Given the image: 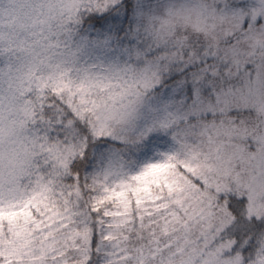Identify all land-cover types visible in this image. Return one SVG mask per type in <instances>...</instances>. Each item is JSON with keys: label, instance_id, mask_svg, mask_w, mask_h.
<instances>
[{"label": "snow or ice", "instance_id": "6c2138e0", "mask_svg": "<svg viewBox=\"0 0 264 264\" xmlns=\"http://www.w3.org/2000/svg\"><path fill=\"white\" fill-rule=\"evenodd\" d=\"M143 14L0 0V264H252L264 211L222 187L214 139L232 70L199 35L149 40ZM86 33L107 63L79 58Z\"/></svg>", "mask_w": 264, "mask_h": 264}, {"label": "clouds", "instance_id": "9594fccd", "mask_svg": "<svg viewBox=\"0 0 264 264\" xmlns=\"http://www.w3.org/2000/svg\"><path fill=\"white\" fill-rule=\"evenodd\" d=\"M141 23L149 40L199 35L231 68L220 91L226 109L217 126L226 169L258 202L264 197V0H143ZM244 22H247L245 25ZM217 107L215 99L211 101ZM211 126V125H210ZM5 145V178L8 174ZM252 264H264V243Z\"/></svg>", "mask_w": 264, "mask_h": 264}, {"label": "trees", "instance_id": "16d2710c", "mask_svg": "<svg viewBox=\"0 0 264 264\" xmlns=\"http://www.w3.org/2000/svg\"><path fill=\"white\" fill-rule=\"evenodd\" d=\"M139 3L141 4L142 8L144 7L143 0H139ZM77 43L81 45V52L79 53V58L83 55V58L86 57L85 59H88L87 53L89 49L96 50L97 54L95 58L101 57L102 60L105 59L103 56V53L105 51H110L109 47V38L108 37H99V36H90L87 33L84 34L83 36H79L77 39ZM101 49V53L99 50ZM91 59V58H90ZM154 111V109L150 108V112ZM155 119V117H152ZM120 149L118 147H113V153H118ZM220 176L223 177V180L221 181L222 187L228 190H232L239 193H243L245 196L250 197L249 200V205H250V210L255 212V211H264V203L259 202L255 206L252 207V198L251 194L248 190L242 189L239 184L237 183L236 180L232 178L230 173L223 168V170L219 173ZM264 243V236L258 238L257 242V249L259 245ZM254 256V255H253ZM223 259L227 260L228 264H235L236 262V256L235 254L232 257H224Z\"/></svg>", "mask_w": 264, "mask_h": 264}, {"label": "rangeland", "instance_id": "374dc122", "mask_svg": "<svg viewBox=\"0 0 264 264\" xmlns=\"http://www.w3.org/2000/svg\"><path fill=\"white\" fill-rule=\"evenodd\" d=\"M99 52L101 53V49L99 50ZM85 58H86V57L83 58V55L81 56V59H85ZM90 58H91V57H90ZM90 58L87 59L88 62H93V59L98 60L99 62H102V63H107V62H108L106 59H103V60H102L101 57H99V58H91V59H90ZM251 198H252V207L259 203L256 199H254V197H253L252 194H251ZM260 201H264V197H261V198H260ZM263 203H264V202H263ZM263 209H264V208H263Z\"/></svg>", "mask_w": 264, "mask_h": 264}]
</instances>
